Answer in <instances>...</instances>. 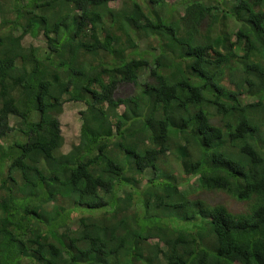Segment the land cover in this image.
<instances>
[{"label":"trees","instance_id":"obj_1","mask_svg":"<svg viewBox=\"0 0 264 264\" xmlns=\"http://www.w3.org/2000/svg\"><path fill=\"white\" fill-rule=\"evenodd\" d=\"M235 263L264 264V0H0V264Z\"/></svg>","mask_w":264,"mask_h":264},{"label":"rangeland","instance_id":"obj_2","mask_svg":"<svg viewBox=\"0 0 264 264\" xmlns=\"http://www.w3.org/2000/svg\"><path fill=\"white\" fill-rule=\"evenodd\" d=\"M170 2L177 3L179 0H169ZM25 44L28 45L30 43H36L39 44L41 42V37L39 39L32 38L30 36H27L25 38ZM144 80V76L141 79ZM136 91V86L133 83H122L116 90V97H124L133 94ZM85 105L82 103H69L66 105L65 112L61 115V121H62V128L63 133L65 135L66 143L63 148V150H68L70 148L71 144L74 141H77V136L79 134V112L81 109H84ZM120 109H124V106H121ZM10 139L5 140L6 143L10 142ZM173 160L170 158V164H172ZM174 167V166H173ZM152 171H148L146 173V176H151ZM195 177L189 178L187 181H183L181 183V188L185 189L186 187L190 189L191 192L189 194L191 197H201L204 198L207 202L210 204L215 203H222L226 205L232 212H244L248 210V203L245 201H239L231 197L230 195L224 193V192H208V191H202L197 189H191L192 185L194 184ZM147 182V178L142 179L141 186H144ZM78 212H75V214ZM165 246V244L163 245ZM239 264V263H235Z\"/></svg>","mask_w":264,"mask_h":264},{"label":"clouds","instance_id":"obj_3","mask_svg":"<svg viewBox=\"0 0 264 264\" xmlns=\"http://www.w3.org/2000/svg\"><path fill=\"white\" fill-rule=\"evenodd\" d=\"M40 37H42V36H40ZM40 37H39V38H40Z\"/></svg>","mask_w":264,"mask_h":264}]
</instances>
